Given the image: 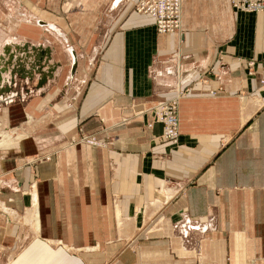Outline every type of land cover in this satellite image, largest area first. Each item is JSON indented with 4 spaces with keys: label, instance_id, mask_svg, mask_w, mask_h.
<instances>
[{
    "label": "crops",
    "instance_id": "obj_1",
    "mask_svg": "<svg viewBox=\"0 0 264 264\" xmlns=\"http://www.w3.org/2000/svg\"><path fill=\"white\" fill-rule=\"evenodd\" d=\"M137 1L1 13L0 125L41 127L0 158L2 196L33 217L5 264H88L105 242L101 264H264V13L182 0L181 32L159 34ZM33 49L41 73L12 71ZM177 89L173 145L148 109Z\"/></svg>",
    "mask_w": 264,
    "mask_h": 264
},
{
    "label": "rangeland",
    "instance_id": "obj_2",
    "mask_svg": "<svg viewBox=\"0 0 264 264\" xmlns=\"http://www.w3.org/2000/svg\"><path fill=\"white\" fill-rule=\"evenodd\" d=\"M61 1H63V0H8V3H5L4 1L0 0V19L6 18L5 16L3 17V15L1 13H4L5 15L9 14V16L13 15L15 20H9L8 25L10 28L12 26L15 27L19 21L23 22V21H21V20H23L22 16L23 15L27 16V12H30L31 10H34V11L40 10V11L47 12L48 10L51 11L52 9H55V8H61V6H59V5H61ZM105 3H107V0H105ZM55 5H56V7H55ZM57 5H58V7H57ZM134 6H135V4H134ZM134 6H133V9H134ZM5 24H3V25H5ZM0 31H1V29H0ZM2 38H1V32H0V41L2 40ZM177 90L173 96H175L176 93L179 92V95H180L179 99L181 100V99L185 98V96L187 94V90L186 89L185 90L177 89ZM11 102H13V100L4 101L3 105L4 104L6 106L10 105ZM15 102H18V101H15ZM159 102H161V101H159ZM159 102H155L154 105L156 103H159ZM37 121H38L37 118H35V120H33L31 122L29 120H27L26 121V126L28 127L27 130H24L25 125L22 122L20 123V126L17 125V127H13V128L6 127V126L3 127L0 125V158L2 159V165H5V163L7 162V165H8L7 167L12 166L13 163L8 162L9 159L11 160V157H12L11 153L14 151V148H17V146L20 145V142L22 140H24L26 137L29 136L28 131H33L32 134H34V135L39 134L38 131L41 130V127L37 123ZM177 124H178V122H177ZM21 135L23 137L19 140ZM85 137H89V136H82L80 138V140H78V141H76L72 138L70 144H73L75 142H79V143L84 142ZM17 140H19V141L17 142ZM36 158H38V157H36ZM45 159L48 160V156H46ZM2 168H5V166H3ZM3 185H4L3 180H1V178H0V264L6 263L7 258L4 255L9 254L10 252H15V251L17 252V249L21 250L25 244V243L22 244L17 239H15L14 243H13V241H9V240L6 241V239H8V237H14V236L21 235V227H25V229H24L25 234H23V235H27V237H28V235H31L32 233L30 232V230L27 231L28 228L26 227V224H32V220H33L32 214H30L29 211L27 212V214L25 213L24 210L22 211L23 213H19L14 208V205H15L14 202L10 203L8 201L9 197H3L2 196V191L5 189V188H3ZM22 191L25 192L26 195H27V193H28V195H30V193H31L30 189H29V191L27 189H24ZM3 193H4V191H3ZM19 194H20V192L18 193V195ZM170 195L168 194L165 196L171 197L172 195L171 196ZM154 223L156 224V223H158V221L155 222V221L150 220V222L148 224H153L152 227H154L155 226ZM120 228H121V226H120ZM4 235H5V239H3ZM149 237H150L149 235L147 237L144 233V234L140 235V237H138V238L145 239V238H149ZM122 240H124V239H122ZM126 240H128V239H125L124 241H126ZM95 246L96 245H94L93 247L89 246V247L82 248L83 249L81 251L82 254L88 253V262H89L88 264H101L102 260L104 259L103 256L101 255L102 253L100 254V252H103V250L105 249L106 242H105V245L101 246L97 252L96 251L91 252V250L93 248H94V250L96 249ZM96 253H99V254H96ZM105 257L107 258L108 255H105Z\"/></svg>",
    "mask_w": 264,
    "mask_h": 264
},
{
    "label": "built area",
    "instance_id": "obj_3",
    "mask_svg": "<svg viewBox=\"0 0 264 264\" xmlns=\"http://www.w3.org/2000/svg\"><path fill=\"white\" fill-rule=\"evenodd\" d=\"M231 7L240 12L264 13V0H229ZM182 0H138L134 6L135 12L147 15L159 34H179L182 24ZM178 91V90H177ZM179 92L167 101L156 103L148 111L153 124H160L163 130L161 138L176 145L179 139L177 107L179 103ZM87 145L100 146L94 137H85Z\"/></svg>",
    "mask_w": 264,
    "mask_h": 264
},
{
    "label": "bare ground",
    "instance_id": "obj_4",
    "mask_svg": "<svg viewBox=\"0 0 264 264\" xmlns=\"http://www.w3.org/2000/svg\"><path fill=\"white\" fill-rule=\"evenodd\" d=\"M37 51V52H34ZM34 52V53H33ZM33 55H27V59H31L33 60V63L30 65V68H28V70L23 66V64L19 61L17 68L12 69V71L18 72V68L22 69V74H24V76H28L29 78L33 77V73L37 74V73H41L42 70L41 67H43V63L42 61L44 60V56L47 54L46 52H40V50H35L33 49L32 51ZM28 54V51L25 52V55ZM31 58H29V57ZM42 57V59L40 58ZM45 63V62H44ZM51 68V67H50ZM43 74H48L47 71L43 72ZM3 136V135H2Z\"/></svg>",
    "mask_w": 264,
    "mask_h": 264
}]
</instances>
